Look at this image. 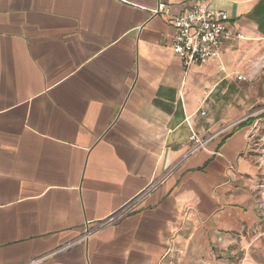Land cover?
<instances>
[{"label":"crops","instance_id":"1","mask_svg":"<svg viewBox=\"0 0 264 264\" xmlns=\"http://www.w3.org/2000/svg\"><path fill=\"white\" fill-rule=\"evenodd\" d=\"M158 2L244 36L185 66ZM262 136L264 0H0V264H264Z\"/></svg>","mask_w":264,"mask_h":264},{"label":"built area","instance_id":"2","mask_svg":"<svg viewBox=\"0 0 264 264\" xmlns=\"http://www.w3.org/2000/svg\"><path fill=\"white\" fill-rule=\"evenodd\" d=\"M154 14H162L172 20L175 25V32L171 40V50L175 55H178L185 66L192 63H203L208 59L218 58L220 55V45L224 39L232 37L242 38V33H235L229 24V17L225 11L211 9L207 5H191L187 10L170 15L167 5L163 2H158ZM240 74L237 79H243ZM253 138V135H251ZM210 139V138H209ZM209 139H200L196 133L191 136L193 147L190 153L205 146ZM264 139L262 136L259 140ZM264 153V149H263ZM135 198L132 202L124 205L115 212L103 218L97 226H89L88 222L84 225V232L72 240L69 245L85 241L96 229V227L104 224H111L117 218L123 216L133 207Z\"/></svg>","mask_w":264,"mask_h":264},{"label":"rangeland","instance_id":"3","mask_svg":"<svg viewBox=\"0 0 264 264\" xmlns=\"http://www.w3.org/2000/svg\"><path fill=\"white\" fill-rule=\"evenodd\" d=\"M263 158H264V156H263Z\"/></svg>","mask_w":264,"mask_h":264}]
</instances>
